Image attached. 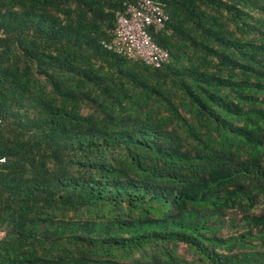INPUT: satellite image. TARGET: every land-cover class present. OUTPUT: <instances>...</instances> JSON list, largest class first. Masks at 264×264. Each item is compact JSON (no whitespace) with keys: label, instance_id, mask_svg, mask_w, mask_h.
<instances>
[{"label":"trees","instance_id":"1","mask_svg":"<svg viewBox=\"0 0 264 264\" xmlns=\"http://www.w3.org/2000/svg\"><path fill=\"white\" fill-rule=\"evenodd\" d=\"M125 1L0 0V264H264V0H152L160 68Z\"/></svg>","mask_w":264,"mask_h":264},{"label":"built area","instance_id":"2","mask_svg":"<svg viewBox=\"0 0 264 264\" xmlns=\"http://www.w3.org/2000/svg\"><path fill=\"white\" fill-rule=\"evenodd\" d=\"M114 36L104 47L110 52L156 68L169 62V51L161 48L151 36V30L164 29L169 17L152 0H126L124 10L116 14ZM5 159H0L4 163ZM4 233L0 232V240Z\"/></svg>","mask_w":264,"mask_h":264}]
</instances>
